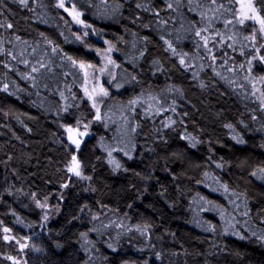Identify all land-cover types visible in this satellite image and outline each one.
I'll return each mask as SVG.
<instances>
[{"label": "trees", "instance_id": "1", "mask_svg": "<svg viewBox=\"0 0 264 264\" xmlns=\"http://www.w3.org/2000/svg\"><path fill=\"white\" fill-rule=\"evenodd\" d=\"M58 4L0 0V264H264V47L237 2L67 0L81 26Z\"/></svg>", "mask_w": 264, "mask_h": 264}, {"label": "rangeland", "instance_id": "2", "mask_svg": "<svg viewBox=\"0 0 264 264\" xmlns=\"http://www.w3.org/2000/svg\"><path fill=\"white\" fill-rule=\"evenodd\" d=\"M235 1L237 2V5H238L239 16L241 19H244L243 12L246 9H242L241 5L242 3H246V0H235ZM64 5L65 7L62 9L64 11H65V8L68 9V11H65V12L71 17L73 23L76 26H81L82 23H78L75 19H73V15H72L73 7L70 5H67V0H64ZM79 20H81L80 16H79ZM245 21L251 22L254 25L255 32L261 38L262 44L264 45V33L259 32L260 25L257 22L252 21V20H245ZM111 55H112V52L109 49H106L103 52H100L99 67L95 70L91 69L90 71L87 72L85 83L83 85L84 98L90 103L96 120H97V116L100 115L101 104L103 100L107 97V95L104 96L100 94L101 89L106 90V85H108L114 78L115 65H114ZM94 104L95 106H93ZM69 129H72V131H69ZM69 129H67L66 134H65V138L67 142L71 136L76 137L77 140L81 142L89 136L88 127L85 124H82L80 127L78 126L76 128H69ZM73 148H76V147H73ZM70 166H74L73 163H71L69 167ZM4 229H3V232L5 236L11 239L10 232L9 231L5 232ZM24 246H25L24 244H21L22 249L24 248ZM16 264H20V263H18V261L16 260Z\"/></svg>", "mask_w": 264, "mask_h": 264}, {"label": "snow or ice", "instance_id": "3", "mask_svg": "<svg viewBox=\"0 0 264 264\" xmlns=\"http://www.w3.org/2000/svg\"><path fill=\"white\" fill-rule=\"evenodd\" d=\"M27 2H28V0H20V3L25 5V6L27 5ZM257 2L261 6H264V0H257ZM213 3H215V0H213ZM58 6L61 8H64L65 7L64 0H59ZM169 7H171V5H169ZM220 7H223V5H221ZM241 7H242V9H246V10L243 12L244 19H241L239 21V23L244 24L245 20L255 21L260 25L259 32L264 33V16H262L260 14V10L257 9L253 0H246V3H242ZM65 11H68V9L65 8ZM249 13H251V14H249ZM72 15H73V19H75L78 23H83V21L79 20V16L81 14L79 12L75 11L74 5H73ZM8 27H11V25H8ZM199 34L200 33L198 32L197 35H199ZM255 37H256V32L254 31L252 36L249 37V39L254 40ZM203 39H205V44H207V38H203ZM169 47L170 48L172 47V45L170 43H169ZM229 47H231V45H229ZM262 47H264V45H262ZM253 59H256V57H253ZM260 60L264 61V56L260 57ZM181 63H184L183 59H181ZM249 63L251 64V61H249ZM41 67H43V65H41ZM81 67H83V65H81ZM33 71L34 72L38 71V69L33 68ZM6 88H7V86H5V89ZM100 94L104 95V96L108 95L107 91L104 89H101ZM93 106H95V104ZM97 119H99V116H97ZM229 127H231V126L229 125ZM69 131H72V129H69ZM70 139H71V137H70ZM240 142H243V141H240ZM73 143L76 145L77 148L79 147V141L78 140L73 139ZM72 163L74 166H70L68 168V171L73 172L77 176H80L81 175L80 163L75 156L72 157ZM117 167H119L118 164H117ZM261 171H264V169H262ZM253 175H255V173H253ZM40 206L45 207V205H40ZM46 219H47V216H45V220ZM4 231L7 232V231H9V229H4ZM4 239L8 240L9 237L5 236Z\"/></svg>", "mask_w": 264, "mask_h": 264}, {"label": "water", "instance_id": "4", "mask_svg": "<svg viewBox=\"0 0 264 264\" xmlns=\"http://www.w3.org/2000/svg\"><path fill=\"white\" fill-rule=\"evenodd\" d=\"M73 139L77 140L76 137L71 136V139L69 138L68 143H69V145H70L71 147H76V145L73 143ZM78 141H79V140H78ZM81 143H82V142L79 141V145H80Z\"/></svg>", "mask_w": 264, "mask_h": 264}]
</instances>
